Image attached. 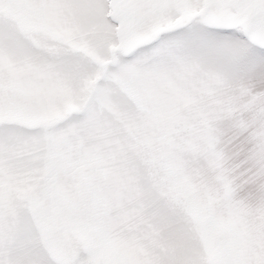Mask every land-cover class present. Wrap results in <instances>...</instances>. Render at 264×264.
<instances>
[{"label":"snow or ice","instance_id":"obj_1","mask_svg":"<svg viewBox=\"0 0 264 264\" xmlns=\"http://www.w3.org/2000/svg\"><path fill=\"white\" fill-rule=\"evenodd\" d=\"M0 264H264V0H0Z\"/></svg>","mask_w":264,"mask_h":264}]
</instances>
